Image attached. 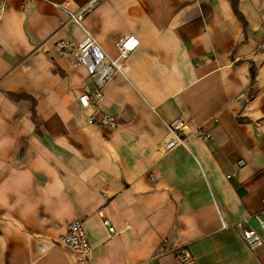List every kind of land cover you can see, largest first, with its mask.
<instances>
[{
  "label": "crops",
  "instance_id": "0c3cea01",
  "mask_svg": "<svg viewBox=\"0 0 264 264\" xmlns=\"http://www.w3.org/2000/svg\"><path fill=\"white\" fill-rule=\"evenodd\" d=\"M88 1L0 0V264H75L57 242L73 219L90 264H180V247L190 264H264L230 226L264 217V0H237L242 17L230 0H97L70 21ZM85 32L111 58L138 39L99 102L114 129L87 122L94 83L55 46Z\"/></svg>",
  "mask_w": 264,
  "mask_h": 264
},
{
  "label": "built area",
  "instance_id": "2783aa9c",
  "mask_svg": "<svg viewBox=\"0 0 264 264\" xmlns=\"http://www.w3.org/2000/svg\"><path fill=\"white\" fill-rule=\"evenodd\" d=\"M96 1L89 0L79 10L70 11L69 20L81 22L85 13L89 11ZM4 6V3H0V22ZM137 45L138 39L133 35H126L120 38L115 43L117 55L111 58L88 32H85L79 41L70 38H59L55 41L58 54L66 58L69 65L73 68L83 66L94 83L92 91H83L77 96L78 104L85 111L86 120L89 124L109 129L117 127L116 117L102 111L99 107V102L103 98L105 85L114 75L123 70L124 59ZM259 50L264 53V40L261 41ZM184 128L185 121L181 117L175 118L169 123L166 148L174 147L182 141ZM195 133L202 140L212 137L209 129H195ZM252 221H255L256 227L251 224ZM104 224L108 226L110 234L116 233V229L110 225L108 220H104ZM230 226L239 230L244 244L250 251L256 252L264 247V217L261 216V212L236 220ZM57 242L72 252L75 257V264H90L92 247L81 219H73L68 222L65 232L58 236ZM174 256L180 264H190L193 258L187 247L178 248Z\"/></svg>",
  "mask_w": 264,
  "mask_h": 264
},
{
  "label": "trees",
  "instance_id": "16d2710c",
  "mask_svg": "<svg viewBox=\"0 0 264 264\" xmlns=\"http://www.w3.org/2000/svg\"><path fill=\"white\" fill-rule=\"evenodd\" d=\"M231 2V6L233 11L240 17H242L241 13L239 12L238 8H237V0H230ZM252 76H253V72H252Z\"/></svg>",
  "mask_w": 264,
  "mask_h": 264
}]
</instances>
